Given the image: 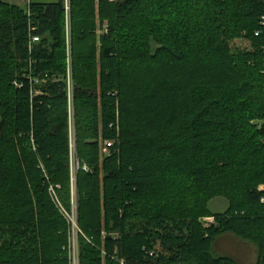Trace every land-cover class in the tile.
<instances>
[{"label": "trees", "instance_id": "1", "mask_svg": "<svg viewBox=\"0 0 264 264\" xmlns=\"http://www.w3.org/2000/svg\"><path fill=\"white\" fill-rule=\"evenodd\" d=\"M29 6L30 52L0 1V264H70L65 11ZM263 18L264 0H70L79 264H238L213 254L227 233L264 264Z\"/></svg>", "mask_w": 264, "mask_h": 264}, {"label": "rangeland", "instance_id": "2", "mask_svg": "<svg viewBox=\"0 0 264 264\" xmlns=\"http://www.w3.org/2000/svg\"><path fill=\"white\" fill-rule=\"evenodd\" d=\"M3 3L14 4L20 8H25V2L27 0H0ZM70 3V0H69ZM70 7L68 15L65 13V32H66V75L65 81L67 84V92H70V98L68 100V134H69V147L71 148L72 159L79 161L76 155V146H75V128H74V105L72 100V65L70 58ZM104 28L98 29L96 34L99 37L103 32ZM237 46H244L241 42H235ZM71 168V163H70ZM77 171L71 169V181H70V194H71V208L67 212V219L70 222L71 226V235H70V264H79L78 261V234L79 229L77 226V190H76V176ZM54 188H49V193L54 200L56 199V193L51 191ZM260 192L264 190L263 186H260L258 189ZM54 191V190H53ZM261 203L264 204V197L261 198ZM228 202L222 197H216L209 202V209L212 212H223L226 210ZM203 223L211 224L213 223V218L206 217L201 220ZM243 241V240H241ZM244 243L237 244L231 238H225L224 234L218 237L212 246L213 254L216 256H226L231 257L237 261L238 264H256L257 263V253L255 246L249 242L243 241ZM254 247V249L252 248ZM121 263V262H120Z\"/></svg>", "mask_w": 264, "mask_h": 264}, {"label": "built area", "instance_id": "3", "mask_svg": "<svg viewBox=\"0 0 264 264\" xmlns=\"http://www.w3.org/2000/svg\"><path fill=\"white\" fill-rule=\"evenodd\" d=\"M110 1H114V0H110ZM63 5H64V11L65 13L68 15L69 13V7H70V3L69 0H63ZM25 13L26 16L28 17V35H29V41H28V51L30 52L31 47L33 45V43H37L40 41V37L39 35L35 34L36 31V26L35 24L32 22V12L30 11V6L29 4H27L26 8H25ZM264 20V18H263ZM264 25V24H263ZM258 35V33H256V36ZM36 81V80H35ZM37 82V81H36ZM70 98V92L68 91V100ZM113 145L112 141H105L104 143H102L101 148H100V153L103 156H107L109 154V148ZM70 149V153H71V148ZM71 155V154H70ZM71 169L78 171L79 169H82L84 171H88V168L86 167V165H81L80 162L76 159H72L71 156ZM51 191L54 194V191L51 189ZM56 201V200H55ZM57 202V201H56ZM63 215L65 216V218L67 219V213L62 210ZM68 220V219H67ZM69 221V220H68ZM205 224L207 225L206 221ZM120 264H123L122 261Z\"/></svg>", "mask_w": 264, "mask_h": 264}, {"label": "crops", "instance_id": "4", "mask_svg": "<svg viewBox=\"0 0 264 264\" xmlns=\"http://www.w3.org/2000/svg\"><path fill=\"white\" fill-rule=\"evenodd\" d=\"M58 0H27L25 3V8L27 6V4H30V3H44V4H49V3H55L57 2ZM8 4V3H7ZM10 5H14V4H10ZM17 6V5H15ZM24 8V9H25ZM224 237L225 238H231L232 240H234V242H236L237 244H241V243H244L243 241H241L240 239L236 238L234 235L232 234H224ZM253 246V245H252ZM254 249V247H252Z\"/></svg>", "mask_w": 264, "mask_h": 264}]
</instances>
